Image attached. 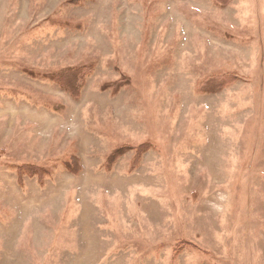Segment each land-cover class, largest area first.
Wrapping results in <instances>:
<instances>
[{
  "label": "rangeland",
  "instance_id": "374dc122",
  "mask_svg": "<svg viewBox=\"0 0 264 264\" xmlns=\"http://www.w3.org/2000/svg\"><path fill=\"white\" fill-rule=\"evenodd\" d=\"M0 264H264V0H0Z\"/></svg>",
  "mask_w": 264,
  "mask_h": 264
}]
</instances>
